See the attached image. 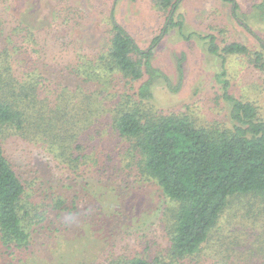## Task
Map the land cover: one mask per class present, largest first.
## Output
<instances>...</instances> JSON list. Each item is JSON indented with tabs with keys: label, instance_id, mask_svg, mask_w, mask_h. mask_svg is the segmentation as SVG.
Instances as JSON below:
<instances>
[{
	"label": "rangeland",
	"instance_id": "1",
	"mask_svg": "<svg viewBox=\"0 0 264 264\" xmlns=\"http://www.w3.org/2000/svg\"><path fill=\"white\" fill-rule=\"evenodd\" d=\"M157 1L0 0V53L10 56L8 75L20 82L38 79L49 102L57 101L71 115L77 103L71 98L69 109L66 104L79 87L99 90V77L84 69L99 63L95 55L109 45L114 15L141 49H151L152 65L169 76L170 83L163 77L155 81L147 108L225 128L230 125V104L224 96L228 80L232 95L253 100L264 113V69L251 63V55L223 59L211 53L203 37L214 34L220 47L238 41L264 52V14L257 7L264 0H181L176 25L165 32L168 13ZM144 79L118 83L115 89L125 88L133 96ZM103 103L100 97L98 105ZM32 130L27 136L10 132L5 137L6 152L27 178L25 199L35 209H30L35 220L22 247L7 248L0 241V264H110L134 257L151 264L158 259L165 262L161 264H210L213 258L219 264H252L245 254L260 246L263 254L256 264H264L263 202L253 210L234 204L222 215L201 259L177 261L169 253L167 198L153 180L140 181L131 169L103 175L96 163H79L73 170L52 152L56 138H51L52 145L41 137L46 136L41 128ZM218 236L230 246L231 257L219 249ZM208 255L221 258L202 260Z\"/></svg>",
	"mask_w": 264,
	"mask_h": 264
},
{
	"label": "trees",
	"instance_id": "2",
	"mask_svg": "<svg viewBox=\"0 0 264 264\" xmlns=\"http://www.w3.org/2000/svg\"><path fill=\"white\" fill-rule=\"evenodd\" d=\"M180 2L157 1L159 9L168 13L164 32L176 25L174 16ZM257 7L264 14V4ZM2 23L0 17V29ZM17 29L14 31L19 33ZM206 36L211 53L221 54L223 59L225 55H251V63L264 69L263 51L238 41L220 47L214 34ZM160 38L156 37L154 43ZM108 43L95 55L99 63H90L89 69H84L86 74L99 77V90L79 87V93L68 97V109L71 98L77 103L71 115L55 105L57 101L49 102L38 79L20 82L9 76L10 56L0 53V241L7 248L22 247L29 241L30 225L35 220L30 211L35 209L25 199L27 178L6 152V133L27 136L32 129L41 128L46 135L41 137L47 142L54 145L51 138H56L52 152L73 170L79 163H96L103 175L126 174L131 169L140 181L153 180L167 198L166 211L171 213L166 225L171 257L177 261L201 259L202 249L216 235L212 232L227 209L237 202L247 204L250 210L264 203V113L253 100L232 95L226 80L229 126L221 129L198 124L187 116L159 114L147 108L145 101L152 99L153 85L159 77L170 81L167 74L152 65L151 49H141L114 15ZM261 46L264 49V41ZM82 60L73 65L74 74H78ZM145 75L148 78L144 79ZM141 79L133 96L125 88L115 89L118 83ZM100 97L102 105H98ZM216 240L219 249L225 248L229 255L227 242L220 236ZM260 253L262 246L245 256L256 264ZM213 257L208 255L202 260ZM211 262L219 264L215 258ZM161 263L165 262L158 259L157 264ZM110 264L151 263L144 257H134Z\"/></svg>",
	"mask_w": 264,
	"mask_h": 264
}]
</instances>
